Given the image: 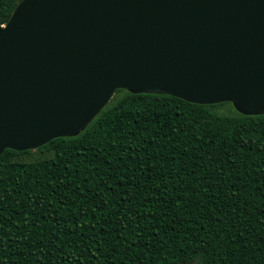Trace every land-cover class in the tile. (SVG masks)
Masks as SVG:
<instances>
[{
  "label": "trees",
  "instance_id": "trees-1",
  "mask_svg": "<svg viewBox=\"0 0 264 264\" xmlns=\"http://www.w3.org/2000/svg\"><path fill=\"white\" fill-rule=\"evenodd\" d=\"M38 148L0 154V264H264V115L119 89Z\"/></svg>",
  "mask_w": 264,
  "mask_h": 264
},
{
  "label": "water",
  "instance_id": "water-1",
  "mask_svg": "<svg viewBox=\"0 0 264 264\" xmlns=\"http://www.w3.org/2000/svg\"><path fill=\"white\" fill-rule=\"evenodd\" d=\"M119 89L264 115V0H20L0 25V154L78 135Z\"/></svg>",
  "mask_w": 264,
  "mask_h": 264
},
{
  "label": "rangeland",
  "instance_id": "rangeland-1",
  "mask_svg": "<svg viewBox=\"0 0 264 264\" xmlns=\"http://www.w3.org/2000/svg\"><path fill=\"white\" fill-rule=\"evenodd\" d=\"M51 156V152L49 151H44L41 148H36L29 150L27 153L18 155L15 157V160L23 161V162H28V161H37L41 160L44 158H48Z\"/></svg>",
  "mask_w": 264,
  "mask_h": 264
}]
</instances>
